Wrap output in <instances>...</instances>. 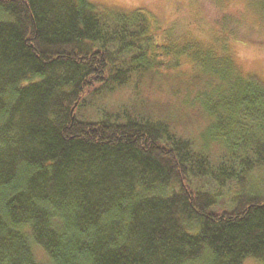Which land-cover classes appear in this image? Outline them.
<instances>
[{
	"label": "trees",
	"instance_id": "1",
	"mask_svg": "<svg viewBox=\"0 0 264 264\" xmlns=\"http://www.w3.org/2000/svg\"><path fill=\"white\" fill-rule=\"evenodd\" d=\"M160 30L142 9L0 0V264L264 263V82ZM171 81L196 110L139 95Z\"/></svg>",
	"mask_w": 264,
	"mask_h": 264
},
{
	"label": "rangeland",
	"instance_id": "2",
	"mask_svg": "<svg viewBox=\"0 0 264 264\" xmlns=\"http://www.w3.org/2000/svg\"><path fill=\"white\" fill-rule=\"evenodd\" d=\"M96 6L108 10L132 11L142 9L156 21L161 30L159 33L161 41L172 40L182 43L188 40L198 42L203 47H215L219 54L225 59L232 61L239 71L245 75H254L264 82V0H89ZM230 20V26L221 24V20ZM224 22V21H223ZM231 27V28H229ZM232 32V33H231ZM166 37V38H164ZM236 68V69H237ZM165 70V69H164ZM194 72L190 60L185 59L177 68L167 71L171 77L177 75H189ZM174 87V88H172ZM179 87V88H177ZM124 91L125 97L130 96L131 89ZM177 89H181L179 95ZM140 92V97L148 95L153 100L164 101L170 98L172 101H181L185 104L187 111L196 110L199 100L192 104L195 89L186 92V88L180 87L171 81L163 88L146 89ZM113 102H118L113 97ZM208 125L207 122L199 123L194 130L198 141H203V132ZM193 127V128H194ZM211 130L208 132L211 135ZM214 130H212L213 133ZM220 145V144H219ZM209 150L214 157L221 152V146L212 142ZM250 182L252 187L264 188V171L255 169L251 172ZM256 188V189H257ZM225 190V189H224ZM227 195V191H224ZM250 190V189H249ZM231 194L235 192V186L231 185ZM37 250H42L36 247ZM37 254V251H36ZM38 256V254H37ZM40 258L46 259L44 252H39ZM39 258V259H40ZM40 259V260H42ZM244 264H264L253 258Z\"/></svg>",
	"mask_w": 264,
	"mask_h": 264
}]
</instances>
